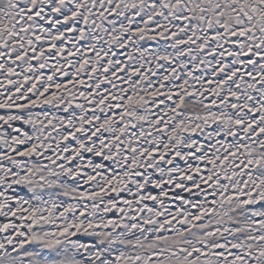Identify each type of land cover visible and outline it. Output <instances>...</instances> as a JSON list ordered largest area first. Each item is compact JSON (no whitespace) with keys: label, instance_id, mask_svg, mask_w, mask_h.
I'll use <instances>...</instances> for the list:
<instances>
[{"label":"snow or ice","instance_id":"6c2138e0","mask_svg":"<svg viewBox=\"0 0 264 264\" xmlns=\"http://www.w3.org/2000/svg\"><path fill=\"white\" fill-rule=\"evenodd\" d=\"M0 264H264V0H0Z\"/></svg>","mask_w":264,"mask_h":264}]
</instances>
